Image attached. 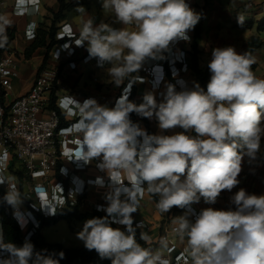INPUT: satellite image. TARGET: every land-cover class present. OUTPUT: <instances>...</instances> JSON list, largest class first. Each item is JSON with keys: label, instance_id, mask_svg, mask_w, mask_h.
Returning <instances> with one entry per match:
<instances>
[{"label": "clouds", "instance_id": "1", "mask_svg": "<svg viewBox=\"0 0 264 264\" xmlns=\"http://www.w3.org/2000/svg\"><path fill=\"white\" fill-rule=\"evenodd\" d=\"M27 2L35 9L39 0ZM102 7L123 27L95 24L92 18L84 23L77 46L86 43L98 66L110 65L106 72L116 86L126 80L135 83L133 73L146 60L160 58L178 40H189V31L201 19L187 0H102ZM76 10L86 13L83 7ZM237 23L242 25L243 17L238 16ZM10 26V21L0 18V48L8 43ZM254 63L248 52L216 47L207 64L206 90L198 82L179 91L168 84L162 100L146 91L137 104L129 100L130 87L126 86L112 107L94 98L78 102L73 97L71 105H60L69 112L74 106L79 115L73 128L80 137L71 150L74 159L85 164L98 160V168L111 181L105 195L106 215L87 219L77 233L87 250L110 259L111 264H169L163 255L169 247L165 237L160 238L158 250L144 247L136 238L133 213L148 192L158 197L156 208L161 213L173 207L189 209L174 219L177 237L186 241L190 264H264V194L240 188L230 197L234 208L207 207L194 221L189 218L191 206L201 199L212 205L223 191L232 192L240 184L244 158L254 161L260 151L264 79L253 72ZM132 113L155 118L160 133L148 134L130 119ZM177 128L183 131L164 134ZM7 160L5 149L0 154V170L6 168ZM4 183L8 186L4 200L19 205V192L0 175V184ZM58 207L52 204L54 214ZM113 223L125 230L112 227ZM150 239L140 232V240ZM0 250L9 253L0 264H59L53 255L45 254L47 250L36 251L29 240L19 247L6 242L2 228ZM58 255L64 258L63 252Z\"/></svg>", "mask_w": 264, "mask_h": 264}, {"label": "built area", "instance_id": "2", "mask_svg": "<svg viewBox=\"0 0 264 264\" xmlns=\"http://www.w3.org/2000/svg\"><path fill=\"white\" fill-rule=\"evenodd\" d=\"M15 5L26 7L29 6V3L27 0H15ZM30 7H33L32 4ZM37 33V21H28L25 38L33 40ZM57 40L47 65L35 77L29 92L13 98L9 103L6 98L12 91L13 80L19 76L20 62L16 52L12 50L0 51V154L5 149L8 153L6 168L0 170V175H3L6 180H10L12 187L19 192L20 200L22 198L21 181L19 176L10 169L11 161L15 162L16 167L24 170L23 180L24 176L29 178L31 188L25 192L23 200L30 206L23 207L21 202L17 206L11 205L13 217L24 232L25 240H30L40 227L34 210L43 217H51L54 214V210L51 208L52 204L57 203L63 206L67 200L76 201L88 184L100 188L110 185L106 173L97 166L98 160L91 164H85L83 161L74 159L71 150L76 147V141L80 137L73 131V128L79 122V115L74 106L71 108V112L60 107L62 103L71 105V97L78 102L94 97L80 99L74 96H61L56 99L57 109L49 107L51 93L58 79L59 63L62 60L73 58L79 50L87 45L85 43L82 46H77L80 42L79 35L69 23L60 26ZM141 72L142 75H135L137 82H149L150 88L158 92L159 97L166 91L168 84H174L168 77L164 64H145L141 67ZM132 85L126 84L127 87H130L129 97ZM124 88L123 90H126ZM60 114L63 115L65 121H68L67 124L61 125ZM139 125L145 129L142 120ZM79 172L94 175V178L85 180L79 176ZM51 173L57 176L54 182L50 178ZM70 181L75 183L74 186L68 185ZM0 189L6 194L7 184H0ZM84 202L92 209L103 210L107 206L106 202L94 200L89 195L85 197ZM152 206V209L140 213L139 218H136V213L133 215L135 227L151 238L145 243L153 250H158L160 238L165 237L169 247L163 251V255L169 260V264H190L186 257V245L178 247L179 238L175 232L178 222L174 220L172 212H159L154 201ZM182 210L189 211V209ZM191 211L192 215L189 218L194 221L201 210L196 207V204H193ZM114 225L120 228L124 227L118 223H114ZM0 228H2L1 216ZM8 255L9 253L6 251L0 250V259L7 258ZM71 264L101 263L88 261Z\"/></svg>", "mask_w": 264, "mask_h": 264}, {"label": "crops", "instance_id": "3", "mask_svg": "<svg viewBox=\"0 0 264 264\" xmlns=\"http://www.w3.org/2000/svg\"><path fill=\"white\" fill-rule=\"evenodd\" d=\"M65 1L67 3L78 2V5L70 10H66L63 17L56 21V39L60 26L64 23L71 24L79 36L84 23L92 18L95 24L104 22L113 28L123 27L122 24L115 22L113 15L105 14L102 7V0ZM187 2L191 8L201 14V19L198 24L188 33L190 39L187 41L178 40L172 43L161 54L160 58H150L143 65L164 64L168 77L179 90L184 86L192 88L194 82H198L206 90L207 84H201L194 77L193 71L190 68L192 56L191 44L194 30L197 27H201L202 30L198 45V62L202 69L207 68V64L211 59L212 50L216 47L233 46L238 52H246L251 36L259 34L264 40V32L258 33L257 30L258 24L264 19V0H187ZM59 7L58 0H39V5L36 9L30 7V3L26 7H17L15 0H0V18L10 21L11 26L8 28L14 29L15 31V38L9 49L16 52L20 62L19 76L13 80L12 99L29 92L35 77L47 65L54 47L52 46L47 57V63L43 68L41 67L46 55V48L40 47L30 58H26L24 51L32 43V40L25 38V29L28 21H37L38 32L40 30H47L51 26L53 15L59 10ZM77 7H83L86 13L78 12L76 10ZM238 16L244 19L242 25L237 23ZM128 27L130 29L132 28V26ZM34 58H38L36 64L33 63ZM255 62L258 64L257 70L260 62ZM108 67L110 65L107 64L103 67L98 66L97 59L89 56L86 45L85 48L79 50L76 56L68 60H62L59 63L58 69L60 72L55 86L56 97L74 96L80 99L94 97L100 105H106L108 107L114 106L116 99L122 94V90L128 81L126 80L120 86L113 84L106 72ZM256 70L254 72L255 75ZM135 75H142L141 69L138 73H133L134 77ZM133 91L134 93L129 97V100L137 104L142 102V97L146 91L154 92L158 101L163 99V95L159 97V93L150 88L149 82L141 83L136 81L132 85ZM130 119L135 123H139L142 120L145 130L147 131L146 127L148 126L153 134H159L161 131L158 128V123L155 118H143L136 113H132L130 114ZM177 129L166 131L164 134H173ZM82 176L83 178L86 177V179L91 178L90 174H84V172ZM89 187L90 184L87 185V188ZM230 197L231 194L228 191H223L215 204H206L201 199L196 204V207L200 210L207 207L227 210ZM142 202L140 201V204ZM144 204L146 205V203ZM150 209H152V206ZM183 214L184 211L179 212V216ZM183 245H186V241L179 239L178 247Z\"/></svg>", "mask_w": 264, "mask_h": 264}, {"label": "trees", "instance_id": "4", "mask_svg": "<svg viewBox=\"0 0 264 264\" xmlns=\"http://www.w3.org/2000/svg\"><path fill=\"white\" fill-rule=\"evenodd\" d=\"M59 2V10L54 13L53 19H52V24L47 30H40L36 37L32 40V43L25 49L24 51V56L26 58H30L32 54L40 47L46 48V55L43 61V66L46 65L47 63V57L48 54L58 40L56 39V21L59 20L60 18L63 17V14L66 10H70L74 8L75 6L78 5V2L74 3H67L65 0H58ZM258 33L264 32V19L258 24L257 27ZM201 27H197L194 30L193 34V39H192V56H191V62H190V68L193 71L194 77L201 83V84H207L209 79H210V72L208 68L202 69L199 66L198 62V45L201 37ZM7 37H8V43L5 47L0 48V51L3 50H10L9 47L12 43V41L15 38V31L14 29L7 28ZM262 47H264V40L261 38L259 34L253 35L249 39V44L247 51L248 53L251 54V56H254V53L258 50H260ZM258 64L255 62L252 66L253 72H255ZM40 68V70H41ZM60 72V70H59ZM59 76V74H58ZM177 90L179 91L178 87L176 86ZM134 93L131 92V95ZM130 95V96H131ZM56 93H55V88L51 93L50 97V102H49V107L57 109L56 106ZM59 111V109H58ZM61 118V125H65L68 123V121L64 120L63 115L60 114ZM147 131L148 134H153L151 129L147 126ZM195 135V133H192ZM264 158V154H263ZM15 162L11 161L10 163V169L16 173L21 181V186L23 182V175H24V170L22 168L16 167L15 168ZM151 199L154 202H157L158 197L150 194ZM5 193L0 189V216H1V224L4 232V239L6 242H11L14 243L16 246H22L23 243L25 242L24 238V232L20 229L18 222L15 220L12 214V208L11 205H9L5 200H4ZM86 197V190L78 197L76 201H70L67 200L66 204L63 206H60L56 209L55 214L51 217H43L41 214L34 210V214L37 216L40 227L38 230L33 234V236L30 238V242L35 246L36 251H43L47 250L45 254H51L53 255L54 259L59 260V264H71L75 262H88V261H95L101 264H111L110 259H101L99 255L94 251H89L85 248V246H79V247H65L61 243L58 242H48L46 241L42 234H41V228L45 226H50L53 224H56L60 220H77V221H86L87 219L94 218V217H104L106 215L104 210H99V209H90V211H81V207L83 205L84 200ZM175 209L173 207L170 210ZM134 219V217H133ZM135 227V220H134V225ZM112 227H117L112 224ZM120 228V227H118ZM121 230H125V227L120 228ZM136 238L139 243H141L144 247H150L151 246L147 245L145 241L140 240V230L136 227ZM63 252L64 253V258L60 259L59 253Z\"/></svg>", "mask_w": 264, "mask_h": 264}, {"label": "rangeland", "instance_id": "5", "mask_svg": "<svg viewBox=\"0 0 264 264\" xmlns=\"http://www.w3.org/2000/svg\"><path fill=\"white\" fill-rule=\"evenodd\" d=\"M255 61L260 62L259 68L256 70V76L259 78L264 79V47H262L255 55H254ZM38 58H34L33 63L36 64ZM13 92V91H11ZM11 92L6 98V101L9 103L12 100V95ZM178 130V131H177ZM176 132L183 131L182 129H177ZM264 137H262L261 140V146H260V151L257 155L256 160L254 161H249L247 157L244 158L242 162V171L238 177L240 180V184L232 190V192H229L231 196L238 191L240 188L245 189L248 193L250 194H264ZM94 166V165H93ZM16 167V166H15ZM81 172H79L80 174ZM83 172L79 175L81 177ZM85 174V173H84ZM91 178H94V175H91ZM25 179L22 182L21 186V192H22V198L20 200L21 205L24 206H30L29 203H27L24 199L25 192H28L31 188V184L29 181V178L27 176H24ZM51 180L54 182L55 179L57 178L56 174L51 173L50 176ZM86 180V177H84ZM107 179H109L107 177ZM74 182H69L68 185H74ZM108 184L111 185V181L108 180ZM109 186L107 187H95L93 185H90L89 188L87 186L85 187L86 190V196L89 195L91 196L92 199L96 200H101L106 202L105 200V195L109 189ZM224 199V197H223ZM146 203V205L142 202L139 205V209L136 212V218L140 217V213H142L145 210H148L151 208L153 205V200L151 199L150 195L148 192H145L144 197L140 200ZM107 203V202H106ZM151 203V204H150ZM153 207V206H152ZM234 208V205H232L230 202L228 203V208ZM92 209L89 207V205L83 203L81 207V211H90ZM173 214V216L178 217L179 212L183 211L179 207H175V209L170 210ZM185 213V211H184ZM134 215V213H133ZM176 221V220H175ZM85 221H77L74 219L71 220H60L56 224L50 225V226H45L41 228V234L43 238L48 241V242H58L64 245L65 247H79L83 246L84 242L81 241L80 239L77 238V233L82 230L83 223Z\"/></svg>", "mask_w": 264, "mask_h": 264}]
</instances>
